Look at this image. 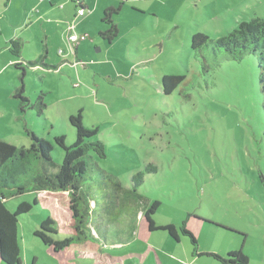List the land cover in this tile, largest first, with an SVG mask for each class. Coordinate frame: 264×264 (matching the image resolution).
<instances>
[{
  "label": "rangeland",
  "instance_id": "1",
  "mask_svg": "<svg viewBox=\"0 0 264 264\" xmlns=\"http://www.w3.org/2000/svg\"><path fill=\"white\" fill-rule=\"evenodd\" d=\"M59 1L64 5L65 0ZM121 1L116 18L120 33L111 44L104 41L101 52L93 40L96 28L87 24L91 14L86 12L80 20L83 23L76 33L89 36L79 40L85 52L84 61H77L76 68L84 71V62L93 73L72 79L67 72L29 63L42 51L39 37L46 26L33 21L25 29L24 13H32L33 7L42 14L45 2L0 0V139L28 147L27 127L50 141L52 158L59 165L63 151L54 137L62 135L65 143L71 144L75 129L69 116L82 109L83 124L98 125L95 138L105 145L106 157L97 159L100 168L132 187L133 173L146 163L157 165V171L146 174L138 188L149 203L160 202L152 215L156 224H173L177 229L184 225L195 237L198 252L224 255L241 249L250 264H264V113L256 59L248 55L238 62L222 60L217 68L200 74L190 48L195 32L218 39L239 21L264 17V0ZM70 4L65 6L72 9ZM15 33L24 43L20 57L8 50ZM59 39L55 33L43 39L48 63L57 59ZM103 54L104 67L89 65L94 62L90 57L97 59ZM16 59H23L20 67L26 70L24 95L35 103L43 94L46 108L41 115L36 107L23 113L18 110L12 92L21 83L18 75L22 68H15L10 61ZM170 73L182 74L185 79L166 95L160 77ZM110 187L108 183L111 191ZM12 200L32 203L18 229L21 264H70L73 249L54 252L32 233L47 216L54 219L59 237L72 232L69 194L39 191ZM132 210L130 207L127 212ZM95 215L96 211L93 218ZM133 223L138 239L131 241V246L147 239L179 257L190 252L192 244L181 233L176 242L167 231H149L144 218ZM105 251L116 252L111 247ZM200 260L218 264L210 257L201 256Z\"/></svg>",
  "mask_w": 264,
  "mask_h": 264
},
{
  "label": "trees",
  "instance_id": "2",
  "mask_svg": "<svg viewBox=\"0 0 264 264\" xmlns=\"http://www.w3.org/2000/svg\"><path fill=\"white\" fill-rule=\"evenodd\" d=\"M72 3L75 18L83 17L88 11L82 0H72ZM80 10H83L82 14H79ZM120 10V3L103 9L100 22L105 28L94 36L102 45L104 41L111 44L118 37L120 29L116 18ZM69 25L73 28L69 29ZM71 32L78 36V40L72 48H69L67 36ZM83 37L87 36L83 34L79 36L76 33L73 20L65 21L63 45L57 49V53L59 49H62L63 53L58 54L71 55L72 63L79 61L75 58L76 47ZM21 47L20 39L9 40L11 55L20 57ZM190 48L200 65V74L217 68L222 60L238 62L248 55L254 56L259 68L258 84L262 94L261 107L264 113V17L255 15L249 20L239 21L235 28L218 39H213L204 32H195L190 37ZM38 62L34 60L29 63L36 65ZM40 63H43L42 60ZM11 64L15 68H22L21 74L18 75L21 83L14 87L12 92V96L18 99V110L23 113L28 108L36 107L37 114L41 115L46 108L42 99L43 94L37 96L35 103H31L24 95L25 68L20 67L22 64L19 62ZM184 79L185 76L182 74H162L160 77L162 92L166 95L172 93ZM82 119V109L69 116V123L75 129V140L71 144L67 145L62 135L54 137L56 145L63 151L59 165H56L52 158L53 146L50 141L27 127L25 132L30 138L28 147H18L0 139V262L21 264L18 238L20 218L32 208V203L29 201L21 200L15 203L12 199L26 193L64 191L70 197L71 219L69 222L72 232L59 237L57 225L50 216L43 218L32 232L37 241L50 247L54 252L65 250L74 243H84L95 238L93 229L97 228L94 224L101 220L102 213L104 218L105 216L111 218L123 212L127 213L128 208L132 207L133 210H141V218L146 221L149 231L157 229L167 231L176 242L180 241L179 233L188 237L192 244V255L206 254L221 264H250L249 258L241 249L229 251L224 255L216 252H198L195 237L184 225L177 229L173 224H156L152 215L160 202L155 200L149 203L138 193V188L144 183L146 174L157 171V165L146 163L143 169L131 175L132 187H126L115 174L98 166L97 159L106 157L104 143L95 138L99 127L97 125L87 127ZM108 183L111 184V191L107 189ZM10 202L13 204L12 208L9 206ZM32 202L37 203L36 197ZM94 211H96V218H93ZM215 224L221 226L218 223ZM221 227L233 231L228 226Z\"/></svg>",
  "mask_w": 264,
  "mask_h": 264
},
{
  "label": "crops",
  "instance_id": "3",
  "mask_svg": "<svg viewBox=\"0 0 264 264\" xmlns=\"http://www.w3.org/2000/svg\"><path fill=\"white\" fill-rule=\"evenodd\" d=\"M41 2H45V5L43 7L42 14H37L38 9H34L33 7L30 8L32 13H28L25 11V20L23 21V26L26 29V26H29L33 23V21H41L43 25H45V31H42V36L39 37L40 46H41V53L35 57V60H42L43 63H37L41 64L42 66L49 69H54L58 73L60 71L67 72L69 76L74 79L76 76H82V75H89L93 73V70L91 66L86 65L84 62H81L83 65L82 70L81 67L76 68L77 65L73 64V57L71 55H61L57 53V49L63 45V36H64V28H65V21L67 20H73L74 24L76 25L77 22H80L77 24V27L80 26L83 22H81L82 18H75V12H74V4L72 3V0H65L63 4H61V1L57 0H40ZM71 3V8L68 6H65L69 2ZM113 1L118 2L117 5L120 3L122 5L121 0H82L83 5L85 8H87V13L91 14V18L87 19L88 25H91L92 27L96 28V33H98L100 30H103L104 24L100 22V17L102 14V11L104 8L108 6H116L114 5ZM131 1V0H127ZM137 2H147L149 0H135ZM47 2V3H46ZM66 2V4H65ZM60 4V5H59ZM63 5V6H62ZM122 8V6H121ZM142 10H145L144 8H141ZM121 11V10H120ZM97 16L96 20L95 17ZM90 17V16H89ZM73 18V19H72ZM81 20V21H80ZM86 24V25H87ZM17 28V27H16ZM89 28V27H88ZM85 30V29H84ZM46 31L48 33L46 34ZM49 33H55V36L60 38L61 44H59L55 50V53L57 55V59L54 62L48 63V48L43 49V39H47L49 36ZM94 33L93 35L95 36ZM84 36H89L85 32H81ZM93 36V40L95 43L99 46L98 49L101 52L102 51V43L95 39ZM11 39H20L22 43V47L24 46V43L22 41L21 35L15 33V37H10ZM132 42L136 41V38H131ZM9 50V46H8ZM45 51V55L43 52ZM46 51L48 54L46 55ZM22 52V48L20 53ZM84 49L82 47V44L79 43L76 47V54L75 58L77 60H82L81 57L84 56ZM21 56V54H20ZM94 62H89L90 64H96L99 65L100 68L104 67V54L101 57H98L97 59H93V57H90ZM12 62H19L22 64V61L19 59L16 60H10ZM84 61V59L82 60ZM46 64V65H44ZM39 66V65H34ZM89 67V68H87ZM59 75V74H58ZM93 75V74H92ZM78 78V77H76ZM86 81L90 82V78L86 79ZM16 87V85H15ZM97 95V91L95 92ZM95 126V125H94ZM98 126V125H97ZM129 214H131L129 216ZM102 218L99 221H96L94 226H96L97 229H93V238L92 240H88L84 243H74L67 249H73L74 250V258H71L72 260L70 264H202L203 262L200 260L201 256L210 257L213 261H215L218 264H221L214 260L211 256H208L206 254H200V255H192L191 248L190 252L183 254L182 256H178L177 254H173L172 252H168L165 247L162 245H157L155 243H150L149 240L145 239L143 244H138L136 247L131 246V241L133 243L138 239L137 230L134 226V220L136 218H141V210L138 209L129 211V212H123L122 214H117L116 216H113L109 218V216H105L104 213H102ZM138 215V216H137ZM125 219V220H124ZM123 221H126V226L123 225ZM126 227V230H125ZM148 229V228H147ZM97 230V231H96ZM186 237V236H185ZM181 240V239H180ZM153 242V241H152ZM168 243V242H166ZM106 247H111L116 250L115 253H111L105 251ZM134 248V250H132ZM211 260H207L205 264H213V262H210Z\"/></svg>",
  "mask_w": 264,
  "mask_h": 264
},
{
  "label": "built area",
  "instance_id": "4",
  "mask_svg": "<svg viewBox=\"0 0 264 264\" xmlns=\"http://www.w3.org/2000/svg\"><path fill=\"white\" fill-rule=\"evenodd\" d=\"M82 13H83V10H80L79 14H82ZM68 28L71 29L73 28V26L69 25ZM77 40H78V36L75 33L73 32L69 33L67 36V43H68L69 48H72L73 44L76 43ZM58 53H63L62 49H59ZM76 63L77 62H74L73 64H76Z\"/></svg>",
  "mask_w": 264,
  "mask_h": 264
}]
</instances>
